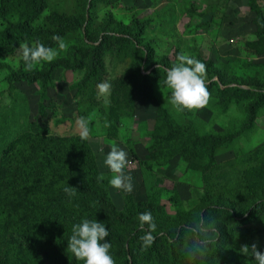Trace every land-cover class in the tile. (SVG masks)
<instances>
[{
    "label": "rangeland",
    "instance_id": "374dc122",
    "mask_svg": "<svg viewBox=\"0 0 264 264\" xmlns=\"http://www.w3.org/2000/svg\"><path fill=\"white\" fill-rule=\"evenodd\" d=\"M35 42L58 55L27 70L18 46ZM181 52L206 66L202 107L168 103L166 71ZM0 64V264H83L67 241L84 218L105 223L115 264H132L134 228L171 240L158 264H183L191 249L197 264H256L253 246L264 251V207L250 216L264 202V0H0ZM80 117L89 121L85 139ZM113 146L128 154L131 192L108 184L103 160ZM144 211L154 229L120 224L119 214Z\"/></svg>",
    "mask_w": 264,
    "mask_h": 264
},
{
    "label": "clouds",
    "instance_id": "9594fccd",
    "mask_svg": "<svg viewBox=\"0 0 264 264\" xmlns=\"http://www.w3.org/2000/svg\"><path fill=\"white\" fill-rule=\"evenodd\" d=\"M53 40L57 42L59 50H64L67 47L62 37L53 36ZM18 47L22 49L21 59L27 70L38 67L41 62H51L58 55L56 48L45 46L40 42H35L32 45L19 44ZM176 60L177 62L167 69L164 80L165 85L170 89L168 103L177 110L202 107L208 96L204 79L205 64L184 52L179 53ZM107 87L106 83L99 85L101 91ZM76 125L80 129L81 139H85L89 133L88 119L80 117L76 121ZM127 156L124 149L113 146L105 156L103 164L111 173L108 184L115 189L131 192L133 187L131 177L125 173L128 163ZM73 188L68 185L64 187L63 191L71 196L74 194ZM138 220L141 225L148 224L150 229L155 228L152 214L148 211L139 213ZM108 235L109 229L105 227V223L99 222L97 219L84 218L79 223L72 224L67 248L77 260H83V264H115L109 251L110 241L105 240ZM141 239L143 244L148 246L152 243L153 236L151 232H148ZM252 250L256 264H264V251H257L255 246Z\"/></svg>",
    "mask_w": 264,
    "mask_h": 264
},
{
    "label": "trees",
    "instance_id": "16d2710c",
    "mask_svg": "<svg viewBox=\"0 0 264 264\" xmlns=\"http://www.w3.org/2000/svg\"><path fill=\"white\" fill-rule=\"evenodd\" d=\"M253 1L254 2H256V1L258 2L259 0H253ZM142 27L143 26L139 27V29L135 33L136 35L142 34V32H143ZM136 35H130V36L133 37V36H136ZM0 67H1V64H0ZM92 70H91L90 73L92 75H94L95 70H93V71ZM259 97H260V99L264 100V98H262L261 96H259ZM77 142L78 143H82V141H79V140H77ZM88 149H89L88 150V154H89V156H91L92 155L91 149L90 148H88ZM15 158H16V156H15ZM92 163H93V160H92ZM65 168H66V170H65ZM65 168L58 172V178H60L61 180H65V178L70 175L69 167L66 166ZM56 171H57L56 168L54 166H52L51 170H50V178H52V179L57 178V176L55 175ZM104 191H105L106 195H108L107 187L104 188ZM262 207H264V202H262L260 204H257V206L252 210V212H250V216L253 217L257 213L259 208H262ZM162 208L163 207H156L155 211L153 213L159 212ZM210 208L212 209V211H211L212 213H220V209H215V208H212V207H210ZM214 210H217V211H214ZM229 210L230 209H228V211ZM119 215H120V218H121L120 224L124 225L125 227H129L131 224H134V223L135 224L139 223L138 217L132 216L131 213H125V214H119ZM231 216H233V215H231ZM241 227L242 226H240V228ZM180 231L181 230H179L178 231V235H176L174 237L175 239H174L173 243L176 242V238H180V236H181V232ZM256 236H260V231H257L256 233L251 232V234L249 236H247L246 240H250L251 238H254ZM236 237L239 240H242L243 234L242 235H240V234L238 235L237 234ZM141 238L142 237L140 236V234L134 228L131 231L130 235H128V239L126 240V242H128L130 247H131V261H132V264H136V257H140L141 259H145V260H152V261L155 262V264H158L160 262L163 263L165 258L168 256V251L165 250L166 245H168V246L172 245L173 246V244H171V240L168 238V236L163 235L162 237H159V238L155 237V240L153 239L152 243L150 245H148V246H145L143 244V241H142ZM220 244H223V243H220ZM138 245H142V246H138ZM136 247H144V248H146L148 250V252L137 250ZM241 249H242V247L240 246L239 250H241ZM191 253H193V255H190V254L187 253L186 260H185V262L183 264H197L198 263L200 254L198 255V252H195L193 249H191ZM126 262L127 263L129 262V259H128L127 255H126Z\"/></svg>",
    "mask_w": 264,
    "mask_h": 264
}]
</instances>
